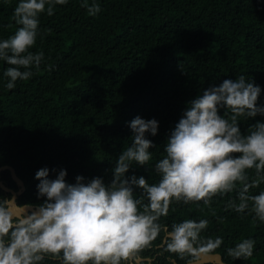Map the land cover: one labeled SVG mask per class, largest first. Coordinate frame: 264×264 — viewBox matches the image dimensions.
Here are the masks:
<instances>
[{"label": "trees", "instance_id": "1", "mask_svg": "<svg viewBox=\"0 0 264 264\" xmlns=\"http://www.w3.org/2000/svg\"><path fill=\"white\" fill-rule=\"evenodd\" d=\"M19 2L0 0V42L21 27L12 19ZM85 3L98 4L100 12L88 15ZM29 51L42 52L44 59L12 89L4 75L12 66L0 60V167H12L24 183L19 205L38 206L46 199L35 178L43 168L50 180L63 170L69 184L82 176L85 183L101 178L110 185L119 155L131 146L129 125L137 116L158 122L155 136L146 133L155 147L148 164H133L125 175L158 183L154 165L164 156L171 131L191 101L226 79L243 75L259 86L257 106L264 107V0H67L55 5L52 16L46 5ZM256 122L264 123V116L239 118L241 134ZM246 174L249 182L257 178L255 169ZM0 178L17 189L9 171ZM239 187L217 194L207 206L173 201L160 223L170 228L184 220H207L201 237L223 239L215 253L226 264H264V222L254 219L251 204L244 213L226 210ZM262 191L264 180L250 194ZM162 236L144 256L160 253L159 264H172L166 257L186 264L158 247ZM243 239L255 241L253 256L229 257L226 249Z\"/></svg>", "mask_w": 264, "mask_h": 264}, {"label": "clouds", "instance_id": "2", "mask_svg": "<svg viewBox=\"0 0 264 264\" xmlns=\"http://www.w3.org/2000/svg\"><path fill=\"white\" fill-rule=\"evenodd\" d=\"M66 3L20 0L15 7L12 19L21 27L0 42V60L12 66L4 72L8 89L18 80H28L33 75L30 69H38L44 59L42 52L29 51L36 42L39 15L46 5L47 15L52 16L55 5ZM82 6L90 16L101 10L98 4ZM260 93L259 86L241 75L191 101L168 137L164 156L154 165L158 183L125 175L133 164H148L149 149L155 147L146 133L155 136L158 122L139 116L130 122L131 146L119 155L110 185L101 178L85 183L82 176L69 184L66 171L50 180L47 168L38 170V194L46 198L42 204L33 208L17 205L14 197L0 199V264H41L46 258L59 264H152L154 258L142 253L161 234L158 247L163 252L177 254L186 264H204V258L224 243L220 237H201L209 222L184 220L169 228L160 220L168 215L173 201H203L207 206L214 196L231 193L239 184L236 199L229 200L226 210L244 213L251 204L254 219L264 222V191L250 194L264 180L260 175L264 172V123L251 125L247 135L239 128V118L264 116V107L257 106ZM220 109H225L224 116L218 114ZM250 169L257 175L251 182L246 174ZM254 245V240L243 239L226 249L227 255L247 260L253 256Z\"/></svg>", "mask_w": 264, "mask_h": 264}, {"label": "water", "instance_id": "3", "mask_svg": "<svg viewBox=\"0 0 264 264\" xmlns=\"http://www.w3.org/2000/svg\"><path fill=\"white\" fill-rule=\"evenodd\" d=\"M3 171H9L10 173V177L12 179V181L15 183V185L19 188V190L17 192H13L12 190L6 188L2 183H0V187L6 191L9 192L12 197L15 198V203L17 204V198L22 194V192H24L25 190V186L24 183L22 182V180L16 175L15 170L10 167V166H1L0 167V173ZM18 205V204H17ZM35 206H33L34 208ZM174 264H177L176 262H174ZM204 264H226L223 259L222 256L219 253H214V254H210L208 256H206L204 258Z\"/></svg>", "mask_w": 264, "mask_h": 264}, {"label": "flooded vegetation", "instance_id": "4", "mask_svg": "<svg viewBox=\"0 0 264 264\" xmlns=\"http://www.w3.org/2000/svg\"><path fill=\"white\" fill-rule=\"evenodd\" d=\"M0 183H2L6 188H8V189H10V190H12L13 192H17L18 190H19V188L17 187V189L16 190H13L12 188H10V187H8L6 184H5V181H2L1 180V178H0ZM0 189L3 191V196L2 197H0V199H8V198H11L12 197V195L9 193V192H6V191H4L1 187H0ZM24 192H22V194H23ZM21 194V195H22ZM20 195V196H21ZM19 196V197H20ZM18 197V198H19ZM18 198H17V204H18ZM23 205H25V204H23ZM32 206H34V205H32ZM155 248H157V247H155ZM160 248V247H159ZM153 253V248L151 247V249H146L143 253H142V255H144V254H147V255H151ZM159 255H160V253H154L151 257H153L154 259H153V262H152V264H159V261L158 260H156L158 257H159ZM166 259H169L168 257H166ZM170 260V259H169ZM55 260H52V259H48V258H46L44 261H42L41 262V264H52L53 262H54ZM171 263H172V261H174L175 262V260L174 259H172L171 258ZM55 262H58V261H55Z\"/></svg>", "mask_w": 264, "mask_h": 264}]
</instances>
